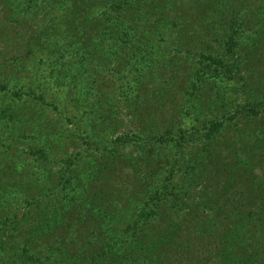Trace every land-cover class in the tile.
Here are the masks:
<instances>
[{
	"label": "trees",
	"instance_id": "16d2710c",
	"mask_svg": "<svg viewBox=\"0 0 264 264\" xmlns=\"http://www.w3.org/2000/svg\"><path fill=\"white\" fill-rule=\"evenodd\" d=\"M0 6L4 23L18 28L4 41L14 46L17 65L25 63L13 67L6 77L15 69L13 77L26 68L32 71L26 83L0 81V100L5 92L10 98L0 105V264H163L169 252L179 251L178 245L193 239L207 241L205 246L216 240L220 264H260L261 252L256 249L260 225H250L249 219L264 218V174L253 195L251 189L240 186L236 191L238 187L228 186L234 175L227 168L247 164L246 159L264 147V129L259 132L257 127L264 118V0H0ZM94 41L103 51H116L113 57L130 59L120 85L127 100L136 81L143 90L147 84H153L154 92L166 88L165 70L156 64L155 44L169 56L190 58L183 89L191 96L205 97L227 83L241 100L233 109L223 104L224 113L217 110L202 125L197 120L187 128L173 120L160 131L148 112V125L141 123L116 135ZM256 45L260 46L258 71H262L257 75L249 63ZM81 90L85 97L78 100L75 95ZM25 101L48 107L73 123L77 134H84L87 149L57 161L56 152L44 140L50 124L34 111L23 114L19 108ZM73 105L80 114H69ZM139 116L136 119L142 121L144 114L139 111ZM84 129L90 130L88 134ZM32 136L40 142L21 144L22 137ZM190 143L205 147V152L193 154ZM20 145L26 154L18 158L24 169L4 171L2 151ZM218 153L225 158L220 167ZM53 160L60 168L52 181L47 171ZM133 161L127 197L131 205L124 206L129 214L121 219L116 213L121 200L116 196H122L123 187L110 184L108 172ZM164 163L168 168L157 180ZM89 167L92 171L85 170ZM218 167L225 169V176L206 195L217 199L211 217L190 221L186 234L176 241L174 225L163 217L165 211L179 210L193 186L202 182L203 172ZM253 198L256 205L249 204V212L245 206ZM110 225V230L105 228ZM114 231L119 240L103 251L104 240L111 241L109 234ZM205 234L209 239L203 238ZM87 253L91 257L83 259Z\"/></svg>",
	"mask_w": 264,
	"mask_h": 264
},
{
	"label": "rangeland",
	"instance_id": "374dc122",
	"mask_svg": "<svg viewBox=\"0 0 264 264\" xmlns=\"http://www.w3.org/2000/svg\"><path fill=\"white\" fill-rule=\"evenodd\" d=\"M1 11L2 6H0V21H2V23L0 24V81H7V83H9V81H16L21 83V81L23 80V82L26 83L25 79H27L28 76H31L29 74L32 73L30 68L21 70L17 76L13 77V73L17 72V69H15L10 77H6L7 75H9V73L11 72L10 70L13 67L18 65L25 66V63L21 61L20 64L17 65V63L15 62L17 52L14 49V46L11 45V43H6L4 41V38H7L8 35L12 36L14 33H16V30H18V28H10L9 25L4 23L5 14ZM95 39H97V37H95ZM9 46L10 49L7 48ZM93 46V48L95 49L94 51L96 52L95 54L101 57L99 59V63L97 64V68L100 69V76L101 79H103L104 83L102 91H104L105 102L109 109H112V118L116 126L113 131L116 135L122 134L127 131H133V129L139 127L141 123L148 125L145 121L150 118L149 115H153V120L155 124L159 125L160 131L165 130L168 127L169 123L173 120L181 121L182 124L187 128H190V126H192V124L197 120L199 121L198 125H202L205 120L211 119L213 116L215 117V113L217 112V110H220L218 111L219 114L224 113V110L226 109L225 107H223V104H228L230 106V109H233L235 104H237L241 100V97L238 94L233 93V91L228 88L227 83H222L221 88L215 87L216 91H212L210 95H205V97H202V95L200 96L199 94L191 96L186 91L187 89H183L184 85L187 83V62L190 60V58L179 57L181 58L179 59L175 56H169V54L163 47L160 48L156 44L154 48L155 60L156 64L163 67L165 70L164 79L167 80V82L165 81L167 83L166 88H163L158 92H154L156 89L151 88L153 87V84L150 86L149 84H147L146 90H143L140 89V86L139 88L137 86L140 81H136L137 85L135 87V91H133L132 93H128L130 97L127 100L126 93L121 94L120 85L124 80V75L122 73V71L124 70L123 68L127 66L126 62H129L130 59L121 58V55L119 59L118 57H113L112 54H114L116 51H103L101 50V46L95 41ZM259 47V45H256V47L253 50L251 49L249 53V63L256 75L257 73L262 74L261 70L258 71L261 59L257 55L256 50L259 51ZM28 64L31 65V63ZM88 69L89 65L87 69L84 68L86 76L88 75ZM81 83L83 84V82ZM81 87L79 88L82 89ZM150 90L153 92H150ZM217 90H219V92H217ZM4 94V100H0V105L5 101L10 102V98H7L9 92H5ZM1 97L2 96H0V98ZM75 97L78 98V100H80V98L82 97H85L84 90H81L79 94L75 95ZM25 102L26 104H21V102H18V105L21 104L19 108L20 111H24L23 114L25 112L34 111L38 114L39 118L42 119V122L46 121L50 124L47 126L50 133H45L44 140H47L48 145H51L56 152L57 161H60V159L65 156V154L67 155L72 152H78L81 150L85 151L87 149L88 145L86 143V140L82 137L84 134L79 136L77 134L79 133V131L74 127L73 123H70L68 120H63L58 114L52 112L48 107H42L40 104H34L31 101ZM193 103L197 104L194 108L191 107V104ZM201 104L202 106L199 107ZM24 107H27V109H25ZM139 111L144 114V118L142 119V121L136 119L140 118ZM69 112V114L73 115L75 113L80 114L81 111L77 110V108L73 105L69 106ZM148 112L149 115H146L148 114ZM175 112L178 113L173 115ZM257 127L259 128V132L264 129V118L259 120V122L257 123ZM83 128L84 126H81V129ZM0 131L3 130L0 129ZM83 131L85 132V134H88L87 132H89L90 130L84 129ZM83 131H81V133ZM232 133L233 130L229 132V134ZM38 138L35 136L28 138L22 137L20 139V142L21 144L23 142L25 146H28L29 142L34 143L35 139L39 141ZM262 138L264 145V136ZM190 145L191 146L188 147V149L191 150L193 154H196V152L198 151L199 154H201V150H203V152H205L206 150L205 147L197 148L194 143H190ZM6 146H8V144H6ZM22 146L24 145H20L18 149L10 148L7 152H5L4 150L2 151L1 165H3L2 168L4 171L6 170V172H20L24 169L25 163L23 164V162L18 160V158H24L26 156V154L22 153L24 150ZM213 150L216 151L219 149ZM166 152L168 153V151ZM218 156L220 167L225 158H223L222 154L219 153ZM54 157L55 155L52 154V158ZM93 162H96V160ZM246 163L247 164L239 163L238 165H236V167L231 165L228 166L227 170L231 175H234V178L230 179L228 186L238 187L234 188L236 191L241 187H244L247 190L251 189L253 191V195H255L258 193V183L256 182L264 174V147L262 150L256 152L255 156L252 157V159L247 158ZM134 164L135 163L133 161V164H125L126 166L121 165L119 167H116L115 171L110 173L108 172V180L110 184H113L120 190L121 187H123V190H121L122 196H116V198L121 200V202L118 204L119 210L116 211L117 215L121 217V219L127 218L129 214V212H127L128 208L124 206L126 204L129 206L131 205V203L127 199L130 191L128 180H130V178L133 176L132 168ZM164 164L165 165L162 166L159 172H157V180L163 179L164 174L162 173V171L168 168V163ZM219 167L217 169L211 168L208 173L207 170L203 172L202 182L193 186L191 192L192 194L189 196L186 202H183V206L178 207L179 210L173 209L168 214V211L165 209L166 211L163 217L166 216L165 222H172V224L174 225L176 241L179 240V236L186 234L187 227L190 221H197L198 219L203 218L206 215L209 216V218L211 217V205L217 199L206 198V195L211 194V192L208 191L212 190V184L216 182L221 175L225 176V169L219 170ZM59 168L60 164L55 160L50 163V168H48L47 174L52 179V181L55 179ZM85 170L92 171V168H85ZM42 172L43 170L41 171V173ZM98 176L99 174L96 175V177ZM260 182L263 184V181H261V179ZM260 195H256L255 198L258 199ZM249 204H254V198L252 202H247L245 206V209L251 212V207L256 204L252 206H250ZM122 208L126 210V213L122 210ZM66 209L67 207L65 208V210H63L62 215L66 213ZM20 213L23 214L24 209H20ZM58 223L59 221L56 224ZM249 223L250 225H260L257 233L258 238L256 249L261 252L260 264H264V218L255 217L254 219L253 217L252 220L249 219ZM105 228H108L110 230L112 228V225L105 226ZM147 232L150 234L151 232H153V230H148ZM109 238H111L112 240H104L105 247L103 248V251H109L112 246H114L112 241L114 242L119 240L120 236L117 231H114L109 234ZM203 238L209 239L208 234L203 235ZM212 241L209 242V246L204 245L207 241L201 243L197 242V240L195 239L184 246L178 245V248L180 250L169 252L168 256L163 258V264H220L219 259L221 251L219 250V244L214 239ZM171 242L166 243L168 245V249L171 246ZM188 242L189 241H187V243ZM89 257H91L90 253H87L83 256V259H88Z\"/></svg>",
	"mask_w": 264,
	"mask_h": 264
}]
</instances>
